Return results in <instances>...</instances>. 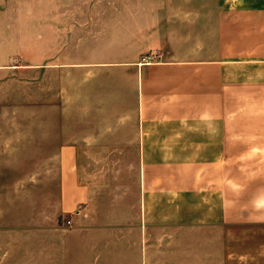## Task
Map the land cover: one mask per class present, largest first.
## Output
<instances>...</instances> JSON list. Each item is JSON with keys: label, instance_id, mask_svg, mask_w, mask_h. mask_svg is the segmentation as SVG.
Here are the masks:
<instances>
[{"label": "crops", "instance_id": "1", "mask_svg": "<svg viewBox=\"0 0 264 264\" xmlns=\"http://www.w3.org/2000/svg\"><path fill=\"white\" fill-rule=\"evenodd\" d=\"M106 20L90 48L50 46L32 63L4 60L0 79L107 73L113 91L99 100L113 110L99 124L109 129L86 131L83 109L74 129L66 97L59 144H120L119 127L128 125L136 144L128 215L100 214L66 146L61 197L79 214L63 232L39 220L27 232L0 228V264L49 259L57 239L66 264L74 255L80 264H264V0H142ZM148 53L156 56L141 62ZM29 99L11 106L50 111L46 100Z\"/></svg>", "mask_w": 264, "mask_h": 264}, {"label": "rangeland", "instance_id": "2", "mask_svg": "<svg viewBox=\"0 0 264 264\" xmlns=\"http://www.w3.org/2000/svg\"><path fill=\"white\" fill-rule=\"evenodd\" d=\"M138 2L142 0H0V62L32 63L47 58L50 46L90 48L94 38L106 33L103 26L111 23L106 19L113 12L133 9ZM93 25L100 27L90 29ZM149 54L153 53L143 54L140 61ZM107 78L106 72L89 68L0 79V228L27 232L34 220L40 221L42 229L51 226L55 232L71 226L80 206L66 211L61 197L60 160L66 146H73L78 160L77 183L94 198L100 214L125 211L128 215L136 171V144H128V125L119 127L120 144H59L66 97L73 99L74 129L82 128L75 123L82 109L86 131L109 129L99 124L102 115L113 110L111 101L99 100L113 91ZM37 97L41 103H51L50 111L41 109L38 115L31 106L17 110L11 106L31 105L29 98ZM234 231L235 235L242 232ZM57 241H52L49 259L38 263L29 256L24 264H66L63 246ZM75 258L79 256L74 255L73 264H80Z\"/></svg>", "mask_w": 264, "mask_h": 264}, {"label": "built area", "instance_id": "3", "mask_svg": "<svg viewBox=\"0 0 264 264\" xmlns=\"http://www.w3.org/2000/svg\"><path fill=\"white\" fill-rule=\"evenodd\" d=\"M154 55L153 54H149V55H146L144 57L141 58V62H149L153 59ZM67 223L69 224V221H67Z\"/></svg>", "mask_w": 264, "mask_h": 264}]
</instances>
